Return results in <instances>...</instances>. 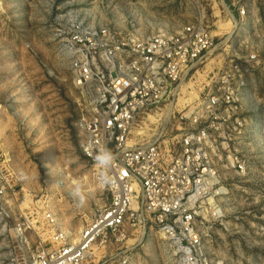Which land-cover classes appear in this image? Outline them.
<instances>
[{"label":"rangeland","instance_id":"374dc122","mask_svg":"<svg viewBox=\"0 0 264 264\" xmlns=\"http://www.w3.org/2000/svg\"><path fill=\"white\" fill-rule=\"evenodd\" d=\"M196 22L215 45L166 106L135 118L129 143L170 145L181 133L179 116L203 101L215 78L229 72L235 86L243 80L246 131L234 145L247 170L221 172L219 214L207 213L210 204L201 208L194 256L199 264H264V0H0V166L18 188L0 224V264H30L35 246L49 240L45 211L75 236L108 202L80 146L77 124L90 100L74 82L70 34L108 27L119 37H148ZM24 214L22 234L15 224ZM123 234L98 240L86 264H184L186 253L152 223L127 225Z\"/></svg>","mask_w":264,"mask_h":264},{"label":"built area","instance_id":"2783aa9c","mask_svg":"<svg viewBox=\"0 0 264 264\" xmlns=\"http://www.w3.org/2000/svg\"><path fill=\"white\" fill-rule=\"evenodd\" d=\"M68 42L74 82L90 100L88 113L77 124L80 146L94 164L108 202L75 236L45 211L49 240L35 246L30 264H86L98 240L123 236L127 225L147 223L186 253L184 264H199L194 253L201 251V208L210 204L207 213L219 214L215 206L226 188L221 172L247 170L234 145L246 131L239 95L244 81L235 86L229 72L215 78L203 101L200 97L188 104L179 116L181 133L170 145L159 138L132 145L135 118L157 112L175 96L182 77L215 45L212 32L200 22L148 37H119L101 27L74 30ZM105 152L112 156L106 165L97 160ZM11 177L0 166V224L17 202ZM28 227L27 215L17 219V231L25 234Z\"/></svg>","mask_w":264,"mask_h":264},{"label":"clouds","instance_id":"9594fccd","mask_svg":"<svg viewBox=\"0 0 264 264\" xmlns=\"http://www.w3.org/2000/svg\"><path fill=\"white\" fill-rule=\"evenodd\" d=\"M112 159V156L110 153L108 152H105L104 154L100 155V156H97V160L101 163V164H108L110 163Z\"/></svg>","mask_w":264,"mask_h":264},{"label":"bare ground","instance_id":"6f19581e","mask_svg":"<svg viewBox=\"0 0 264 264\" xmlns=\"http://www.w3.org/2000/svg\"><path fill=\"white\" fill-rule=\"evenodd\" d=\"M169 118V117H168Z\"/></svg>","mask_w":264,"mask_h":264}]
</instances>
